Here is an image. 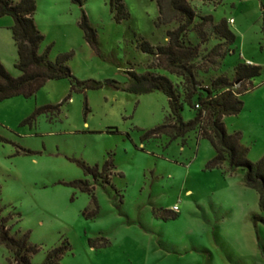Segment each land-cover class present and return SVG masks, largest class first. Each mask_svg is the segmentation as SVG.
Listing matches in <instances>:
<instances>
[{
	"label": "rangeland",
	"instance_id": "rangeland-1",
	"mask_svg": "<svg viewBox=\"0 0 264 264\" xmlns=\"http://www.w3.org/2000/svg\"><path fill=\"white\" fill-rule=\"evenodd\" d=\"M36 1L45 36L40 52L51 45L53 61L71 54L67 63L79 80L120 87L73 89L69 79L49 80L31 97L0 101V204L4 216H13L12 234L31 232L39 247L32 263L42 264L66 241L62 264H264V212L245 172L230 171L228 163L208 168L216 151L198 130L174 140L165 133L143 137L171 114L168 97L128 91L127 72L167 74L184 94L183 77L151 67L156 57L138 47L143 39L168 42V31L179 26L173 11L162 16L157 0H123L129 16L118 19L111 0ZM189 1L215 22L233 18L229 27L237 35L234 51L215 66L204 57L220 41L213 36L202 45L203 83L222 74L233 79L239 62L262 66L240 95L243 110L224 118L229 133L242 132L256 162L264 155V0ZM84 12L97 30L98 51L79 25ZM13 24V17H0L1 26ZM188 39L200 42L194 30ZM0 56L11 74L21 75L11 29H0ZM48 105L59 106L41 109ZM183 115L189 120L195 112L187 106ZM78 161L100 170L110 162L108 180ZM78 180L92 190L71 184ZM175 205L180 210L172 217ZM11 256L0 244V264Z\"/></svg>",
	"mask_w": 264,
	"mask_h": 264
},
{
	"label": "trees",
	"instance_id": "trees-1",
	"mask_svg": "<svg viewBox=\"0 0 264 264\" xmlns=\"http://www.w3.org/2000/svg\"><path fill=\"white\" fill-rule=\"evenodd\" d=\"M74 1L82 4V0ZM157 2L162 16L172 10L175 17L171 16V20L176 18L179 26L168 31L166 44L152 45L143 39L138 47L156 57L151 67H159L183 77L186 87L184 94H181L167 74L151 70L143 73H137L135 70L127 72L130 76V84L126 88L128 91L141 94L159 90L168 97L171 114L163 124L146 131L144 139L165 133L174 140L198 130V137L207 138L216 151V155L207 164L208 168H222L228 163L232 172L243 170L247 184L258 191L260 209L264 212V155L256 162L251 161L248 158L250 148L242 142V132L229 133L224 122L226 116L238 115L243 110L244 101L240 95L249 90L245 86L246 83L251 86L252 79L261 75L262 66L239 62L235 67L233 79L222 74L212 78L209 84L203 83L198 77L199 71L202 70L198 62L201 47L213 36L218 39L220 42L215 44L204 58L214 66L219 64V60L234 51L231 47L237 41V35L229 27L230 22L225 19L215 22L212 15H198L189 0ZM111 6L112 10L117 11L118 19H121V14L129 16L123 0H111ZM36 10V0H0V17L11 16L14 19L11 29L18 51L16 67L21 71L20 76H14L0 59V101L19 95L31 97L49 80L69 79L73 89H96L105 85L120 87V84L114 81L102 83L79 80L67 63L71 54L61 55L53 61L49 57L51 45L40 52L45 36L36 24ZM196 18L200 20L195 22ZM79 25L87 42L98 51L97 30L85 12ZM190 30L197 32L199 43L188 39ZM238 83L240 87L235 89ZM58 106L48 105L41 109H55ZM187 106L195 112L194 117L189 120H185L183 115ZM78 163L86 172L94 174L95 178L108 180V176L103 174L108 171L110 162H106L102 170L98 164L92 167L82 161ZM71 184L80 186L83 190H92L90 183L85 180ZM3 212L4 207L0 204V244L5 245L12 253L6 264H33L32 257L39 252V247L30 241L31 232L12 234L8 224L13 216H4ZM169 213L172 217L177 216L173 210ZM69 249V243L64 241L47 253L42 264H62V259Z\"/></svg>",
	"mask_w": 264,
	"mask_h": 264
},
{
	"label": "built area",
	"instance_id": "built-area-1",
	"mask_svg": "<svg viewBox=\"0 0 264 264\" xmlns=\"http://www.w3.org/2000/svg\"><path fill=\"white\" fill-rule=\"evenodd\" d=\"M233 22H234V19H230V23H233ZM179 210H180L179 205H175L173 207V211L178 212Z\"/></svg>",
	"mask_w": 264,
	"mask_h": 264
},
{
	"label": "crops",
	"instance_id": "crops-1",
	"mask_svg": "<svg viewBox=\"0 0 264 264\" xmlns=\"http://www.w3.org/2000/svg\"><path fill=\"white\" fill-rule=\"evenodd\" d=\"M231 19H233V18H231ZM14 25V24H13ZM13 25H11V26H1L0 25V29H3V28H7V29H11L12 28V26ZM11 32H12V29H11ZM13 33V32H12ZM15 42V41H14ZM16 46V45H15ZM1 57V56H0ZM1 59V58H0ZM249 63H251L252 64V62L249 60Z\"/></svg>",
	"mask_w": 264,
	"mask_h": 264
}]
</instances>
